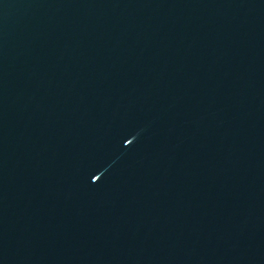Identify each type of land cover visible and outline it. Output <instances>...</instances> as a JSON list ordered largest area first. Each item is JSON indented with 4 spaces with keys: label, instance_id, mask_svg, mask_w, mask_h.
Wrapping results in <instances>:
<instances>
[{
    "label": "water",
    "instance_id": "water-1",
    "mask_svg": "<svg viewBox=\"0 0 264 264\" xmlns=\"http://www.w3.org/2000/svg\"><path fill=\"white\" fill-rule=\"evenodd\" d=\"M0 264H264V0H0Z\"/></svg>",
    "mask_w": 264,
    "mask_h": 264
}]
</instances>
